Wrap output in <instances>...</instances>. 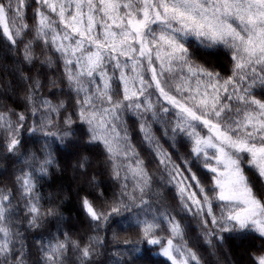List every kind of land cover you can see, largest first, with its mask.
Wrapping results in <instances>:
<instances>
[{
    "label": "snow or ice",
    "instance_id": "6c2138e0",
    "mask_svg": "<svg viewBox=\"0 0 264 264\" xmlns=\"http://www.w3.org/2000/svg\"><path fill=\"white\" fill-rule=\"evenodd\" d=\"M0 264H264V0H0Z\"/></svg>",
    "mask_w": 264,
    "mask_h": 264
},
{
    "label": "trees",
    "instance_id": "16d2710c",
    "mask_svg": "<svg viewBox=\"0 0 264 264\" xmlns=\"http://www.w3.org/2000/svg\"><path fill=\"white\" fill-rule=\"evenodd\" d=\"M229 246L232 248L233 252H235L237 254L239 253V250H240V242L239 241H232V242H230Z\"/></svg>",
    "mask_w": 264,
    "mask_h": 264
}]
</instances>
